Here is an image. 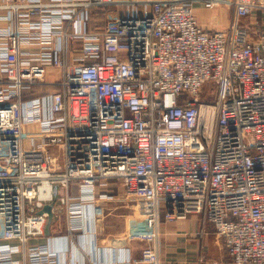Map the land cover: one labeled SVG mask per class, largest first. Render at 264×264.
I'll use <instances>...</instances> for the list:
<instances>
[{
    "label": "built area",
    "instance_id": "built-area-1",
    "mask_svg": "<svg viewBox=\"0 0 264 264\" xmlns=\"http://www.w3.org/2000/svg\"><path fill=\"white\" fill-rule=\"evenodd\" d=\"M194 1L234 19L208 29ZM261 13L264 0L0 3V264H99L70 244L92 226L102 239L120 209L124 255L103 264H161V222L190 214L234 264H264ZM54 71L59 88L36 93ZM47 204L62 234H46Z\"/></svg>",
    "mask_w": 264,
    "mask_h": 264
},
{
    "label": "crops",
    "instance_id": "crops-1",
    "mask_svg": "<svg viewBox=\"0 0 264 264\" xmlns=\"http://www.w3.org/2000/svg\"><path fill=\"white\" fill-rule=\"evenodd\" d=\"M3 1L0 0V3ZM193 7L200 23L211 30L225 29L234 19V7L231 5L210 7L204 1H194ZM260 16L264 18V13ZM4 25L6 23L0 22V26ZM124 214L125 210L120 209L109 214L98 225L100 240L93 239L92 226L87 239L81 237L83 239L70 244L68 257L77 262L85 259L99 264L122 258L123 250L119 249L121 245L115 242V238L126 229ZM63 231L64 228L50 229V236L62 234ZM45 241H48L47 237ZM49 241L53 248L66 255L65 247L58 248L54 239ZM160 247L161 264H234L223 239L216 235L213 225L200 214H190L174 221L164 219L161 222Z\"/></svg>",
    "mask_w": 264,
    "mask_h": 264
},
{
    "label": "rangeland",
    "instance_id": "rangeland-1",
    "mask_svg": "<svg viewBox=\"0 0 264 264\" xmlns=\"http://www.w3.org/2000/svg\"><path fill=\"white\" fill-rule=\"evenodd\" d=\"M98 18H100V17L99 16H96L95 17V23L94 24H96V25L99 24V23H101V20H98ZM46 78H47L46 79L47 82H44L40 86H38L36 88V90H35L36 93L45 92V91H48V90H56V89L59 88L58 81L60 80V78H59L58 73H56V71H54L53 73H50L49 75H47ZM212 88L206 87L203 90L202 94H201L202 97L203 98H206V96L210 97ZM64 223H65V218H64L63 215L60 218L59 217H56L55 219L53 218V221H52V223L50 225V229H54V228H64V225H65ZM40 241H44V239L38 238V239L32 240L31 242L32 243H38Z\"/></svg>",
    "mask_w": 264,
    "mask_h": 264
},
{
    "label": "water",
    "instance_id": "water-1",
    "mask_svg": "<svg viewBox=\"0 0 264 264\" xmlns=\"http://www.w3.org/2000/svg\"><path fill=\"white\" fill-rule=\"evenodd\" d=\"M43 211H46L48 212V215H49V218H48V223L46 225V229H45V232L47 235L50 234V225L53 221V218H54V214H53V204H47L45 205ZM43 211H40V212H43Z\"/></svg>",
    "mask_w": 264,
    "mask_h": 264
}]
</instances>
